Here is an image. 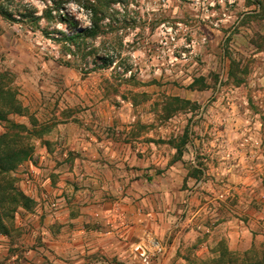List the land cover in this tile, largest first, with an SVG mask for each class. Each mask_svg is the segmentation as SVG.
Here are the masks:
<instances>
[{
  "label": "rangeland",
  "instance_id": "obj_1",
  "mask_svg": "<svg viewBox=\"0 0 264 264\" xmlns=\"http://www.w3.org/2000/svg\"><path fill=\"white\" fill-rule=\"evenodd\" d=\"M24 1L37 16L45 8ZM114 1L84 57L41 34L67 33L62 24L29 29L0 17V76L26 110L8 114L0 135L25 128L18 144L30 153L10 177L32 202L1 218L0 264L264 255V0ZM68 11L76 31L89 26L74 5ZM124 198L131 232L122 238L106 211ZM85 206L104 215L87 231ZM233 221L253 232L244 252L242 239L214 242ZM149 240L162 249L139 258Z\"/></svg>",
  "mask_w": 264,
  "mask_h": 264
},
{
  "label": "trees",
  "instance_id": "obj_2",
  "mask_svg": "<svg viewBox=\"0 0 264 264\" xmlns=\"http://www.w3.org/2000/svg\"><path fill=\"white\" fill-rule=\"evenodd\" d=\"M38 1L45 7L40 16H37L36 8L27 1L13 3V0H0V17L21 26H27L29 29H38L41 20L47 25L62 24L67 29V33L54 28L53 35L45 30L41 31V34L46 39L60 44L66 53H71V49H74L75 53L81 57L92 55L84 51L87 41L105 34L103 20L109 16L108 8L115 2L114 0ZM69 5H74L78 11L88 16V27L76 31L78 22L73 15L68 14ZM107 26L109 29L110 26ZM3 78L0 76V122L9 123L6 119L8 114L21 115L26 113V110L16 100L14 92ZM8 128L12 131L7 130L0 135V221L3 215L8 217L16 208L29 210L32 206V202L15 188L14 181L10 177V173L25 161L30 153L28 147L18 144L23 140L19 129L25 128L17 125H11ZM176 152L178 156L181 155L180 149L176 148ZM0 227H2L1 223ZM202 264H264V255L257 253L256 250L237 255L223 249L216 259L204 261Z\"/></svg>",
  "mask_w": 264,
  "mask_h": 264
},
{
  "label": "crops",
  "instance_id": "obj_3",
  "mask_svg": "<svg viewBox=\"0 0 264 264\" xmlns=\"http://www.w3.org/2000/svg\"><path fill=\"white\" fill-rule=\"evenodd\" d=\"M110 150H112V149H110ZM115 151V150H114ZM116 152V151H115ZM114 152V153H115ZM104 166V165H103ZM107 179L108 180H110V177L108 178L107 177ZM99 180H101V178H99ZM91 181H94L95 183H97L98 182V178H93V179H91ZM101 188H106V183H105V185H103L102 184V186H101ZM99 201H101L100 203H99V205H96L95 206V209H97L98 211L100 210V208L102 207L101 205H106L107 203L105 202V199L103 200V199H101V200H99ZM119 201H121V202H126L125 204H123V205H121V203H119V202H114V204H113V206L111 205H109L110 207H112L111 208V212H110V210L109 211H106V216L108 215V218H110V217H113L114 219H113V221L112 222H115V224H120V226L122 227L123 226V232H121V234H120V236L122 237V238H124L125 236H129L130 235V229H131V226L129 225L130 224V222L128 221L129 219H130V217L128 216V214H126L125 212H123V210H122V207L123 208H127L128 206H129V204L127 203L128 202V199L127 198H124V199H119ZM118 207V209H117V207ZM98 213V212H97ZM97 213H93L92 214V209H90V207L89 206H85L84 208H82V216L81 217H78V222H80L81 223V228L83 229V231H85L84 229L87 227V224L93 219V215H95V216H97L98 214L100 215L101 214V212H99L98 214ZM103 214H105V213H103ZM196 214V213H195ZM98 215V217L97 218H99V217H103L104 215H100L99 216ZM194 216H196V215H194ZM221 218H223V216L221 217ZM222 220V219H221ZM217 221V220H216ZM218 222V221H217ZM220 223H222V222H219V224L217 225L218 227H220L221 225H223V224H220ZM232 224V223H231ZM231 224H229V225H231ZM229 225H227V227L229 226ZM233 226V228L235 229L234 231H231V230H227V232L225 233V228L223 227H221L220 229H219V231H218V233H215V239L216 240H214V242L215 241H220V239L222 238V237H224V236H227V239H226V241L228 242L229 240V238H231L232 240H239V239H242L243 240V243L241 244V245H243V248H238L237 250H241V251H246V250H248L250 247H251V242H252V237H253V232H251V230L250 229H248V227H247V225H244L243 223H241V222H237V221H233V224H232ZM88 229L86 228V231H87ZM184 229H182V231H183ZM217 230V229H216ZM117 231H118V229H117ZM119 231H122V230H119ZM182 231H179V232H177V248H178V243L180 242V240H181V238L183 237V236H185V231L184 232H182ZM214 231H215V229H214ZM89 232V231H88ZM144 232V231H143ZM108 234H111V233H108ZM114 233H112L111 235H113ZM217 234H220L219 236H217ZM137 236V235H136ZM142 237V234L141 235H139V237ZM257 237V236H256ZM244 241H245V244H244ZM211 242H212V240H211ZM133 242H132V240H131V242H129V243H127L128 245H131ZM128 245H127V247H128ZM229 249H233V250H236L235 249V247H231V245H230V242H229ZM129 252H132L131 250H129ZM117 254V253H116ZM135 254H137V253H135ZM139 258H142V256H141V254H139Z\"/></svg>",
  "mask_w": 264,
  "mask_h": 264
},
{
  "label": "built area",
  "instance_id": "obj_4",
  "mask_svg": "<svg viewBox=\"0 0 264 264\" xmlns=\"http://www.w3.org/2000/svg\"><path fill=\"white\" fill-rule=\"evenodd\" d=\"M139 247L138 249L141 252V256L142 258L146 257L148 254H150L152 251L156 250H160L162 248H160L159 243H157L154 240H149L148 242H139Z\"/></svg>",
  "mask_w": 264,
  "mask_h": 264
}]
</instances>
